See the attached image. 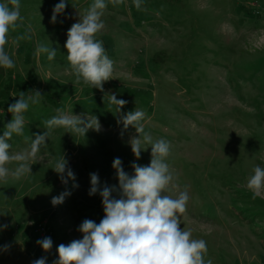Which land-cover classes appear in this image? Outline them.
Wrapping results in <instances>:
<instances>
[{
  "label": "rangeland",
  "instance_id": "obj_1",
  "mask_svg": "<svg viewBox=\"0 0 264 264\" xmlns=\"http://www.w3.org/2000/svg\"><path fill=\"white\" fill-rule=\"evenodd\" d=\"M59 2L19 0L23 25L10 29L5 45L15 67H0V135L20 92L39 91L43 98L24 113V134L9 141L11 154L29 148L25 137L46 131L43 122L58 108L82 119L96 116L101 128L84 136L53 129L32 174L0 182V264L41 258L54 264L60 244L83 238L85 220L100 223V191L107 186L114 188L112 198L122 195L114 160L130 177L133 164L151 161V146L134 155L130 141L139 134L123 126L122 117L134 110L144 111L153 141L170 143L166 163L176 187L165 194L187 190L180 227L206 241L205 260L264 264V192L253 199L246 186L254 167L264 168V0H141L142 10L133 0L108 3L105 27L96 35L114 62L103 91L74 84L64 47L68 30L93 0H66L53 22ZM29 24L32 39L13 45ZM37 44L55 48L56 57L35 55ZM111 94L127 101L119 112L109 104ZM62 155L75 175L67 177L66 170V183L52 168ZM92 173L99 184L90 195ZM65 192L70 195L54 205L53 197ZM44 238L52 240L50 250L37 243Z\"/></svg>",
  "mask_w": 264,
  "mask_h": 264
},
{
  "label": "clouds",
  "instance_id": "obj_2",
  "mask_svg": "<svg viewBox=\"0 0 264 264\" xmlns=\"http://www.w3.org/2000/svg\"><path fill=\"white\" fill-rule=\"evenodd\" d=\"M108 3L117 6L124 3V0H93L85 13L80 14L79 22L72 24L68 30L64 45L71 73L75 77L74 84L101 91L104 82L113 77L114 71V62L106 54L103 42L96 39L97 33L105 27L101 17ZM133 3L137 10H142L141 0H133ZM65 8L66 0H60L55 5L53 22L56 15L63 13ZM19 9V0L0 2V67L5 69L15 67L5 45L9 43L10 29L15 30L23 25ZM32 32L29 24L23 35L14 38L11 43L18 46L20 40H31ZM56 52L55 48L37 44L34 54L38 56L46 53L48 60H53ZM11 95L15 97L17 93ZM42 98L39 91L27 95L20 92L19 99L9 105L7 111L12 114V119L0 135V182L6 183L9 178L19 180L32 174L30 166L40 161L38 153L53 129L63 128L65 132L80 136H84L89 129L100 130L101 125L96 116L82 119L79 115H69L58 108L55 116L43 122L46 131L34 134V138L25 137L26 141L31 140L29 148L11 154L9 141L14 134H24V113L30 104H39ZM126 103L123 99H117L115 94L109 95V104L116 105L117 112ZM144 120L145 113L142 110L128 112L122 117L124 128L131 125L139 134L130 141L134 155L139 158L141 150L151 146L150 164H133L134 175L130 177L123 170L121 160H114L113 168L117 170L121 198H112L114 188L105 186L100 191L105 212L103 219L99 224L85 220L79 227L83 238L67 245L60 244L57 249L58 260L54 264H212L211 259L205 260L208 252L206 241L193 239L191 229L180 227L189 200L187 190L179 191L175 197L165 194L176 187L175 177L166 163L170 143L164 139L153 141L151 134L145 131ZM66 163L62 155L52 167L61 174V180L65 183L67 180L63 174L66 170L67 177L75 180L72 170L66 169ZM10 164L14 167L10 168ZM253 173L247 179L246 186L255 199L264 192V168L255 166ZM90 178L92 187L89 194L93 195L98 191L99 177L92 173ZM66 195L70 193L53 197L52 203H62ZM37 243L46 251L52 247L50 238L38 240ZM34 264H46L45 258L34 261Z\"/></svg>",
  "mask_w": 264,
  "mask_h": 264
},
{
  "label": "trees",
  "instance_id": "obj_3",
  "mask_svg": "<svg viewBox=\"0 0 264 264\" xmlns=\"http://www.w3.org/2000/svg\"><path fill=\"white\" fill-rule=\"evenodd\" d=\"M250 75L252 76V73L249 74V77H250ZM259 201L264 204V201H262V200H259Z\"/></svg>",
  "mask_w": 264,
  "mask_h": 264
}]
</instances>
